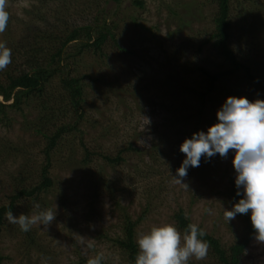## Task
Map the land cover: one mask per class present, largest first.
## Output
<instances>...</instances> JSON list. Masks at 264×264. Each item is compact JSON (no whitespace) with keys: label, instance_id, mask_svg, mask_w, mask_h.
<instances>
[{"label":"rangeland","instance_id":"1","mask_svg":"<svg viewBox=\"0 0 264 264\" xmlns=\"http://www.w3.org/2000/svg\"><path fill=\"white\" fill-rule=\"evenodd\" d=\"M142 1L144 9L134 6L133 0H121L118 5L110 2L108 7L107 16L118 25L115 39L126 52L108 42L102 61L85 55L76 64L77 74L98 80H84L81 120L83 144L97 155L91 157L89 165L81 166L84 157L79 135L61 140L51 157L53 189L46 195L47 202L20 199L12 213L17 217L35 215L33 204L38 203L40 210L52 209L55 217L48 225L37 222L30 226L35 241L31 246L26 237L16 233L17 224L6 217L0 234L2 264H80L82 259L97 254L103 255L105 263L128 264L126 255L114 243L122 236L125 213L133 221L141 218L135 229V242L140 233H147L152 227H176L174 214L179 209L191 224L217 239L223 249L244 236L246 223L241 215L229 222L225 218V210L234 204L229 184L235 178L233 150L227 157H202L200 166L190 167L181 182L174 178L184 158L178 146L192 133L215 123V113L226 98L224 92H215L213 98L217 102L207 104L210 112L199 117L194 99L186 94L188 88H196L200 82L197 68L214 72L221 63L210 45L198 50L213 29L215 6L211 0ZM58 2L33 11V6L40 7L34 0H5L8 21L0 33V42L9 38L20 43L30 27L58 25V21L70 26L88 24L105 0ZM229 19L230 48L239 61L251 67L255 77L264 81V0H230ZM168 78L178 80L181 102L161 91L160 82ZM231 83L234 85L227 87L230 94L237 91V97L254 100L253 89H248L243 81L232 79ZM56 85L54 82L51 88ZM182 114L188 116L189 125L171 127L172 130L166 127ZM35 116L31 112L29 119ZM12 118V127H0V144H5L2 153L7 156L0 164V206L9 204L15 189L9 174L15 175L18 168L26 167L27 172L35 173L34 181L44 159V141L22 128L19 114L12 113ZM129 144L141 152L123 153L124 161L114 166L101 158H113ZM17 147L22 154L14 156L10 152L8 156ZM177 230L182 239L184 234ZM211 255L208 247L205 258H190L188 264H218ZM239 264H264V241L258 240L256 233Z\"/></svg>","mask_w":264,"mask_h":264},{"label":"trees","instance_id":"2","mask_svg":"<svg viewBox=\"0 0 264 264\" xmlns=\"http://www.w3.org/2000/svg\"><path fill=\"white\" fill-rule=\"evenodd\" d=\"M34 1L40 7L33 6V11L35 9L40 11L47 7L49 3L58 2L59 0ZM110 2H115L118 5L121 0H105L104 4L102 3V6H99L100 8L97 10L94 19L88 24L70 26L66 22L58 21V25L30 27L27 30L28 35L20 43H14L9 38H5L3 41L6 47L11 50V56L10 63L0 70V97L2 98V101H0V127H12L14 122L12 113L19 114L22 119V128L24 127L27 132L40 136L44 141V147L41 150L44 159L39 166L34 181L33 176L35 173L27 172L26 167L22 170L18 168L15 175L9 174V178L12 175L10 180L15 189L9 198V204L0 206V234L7 213L9 211L15 212V205L20 199H30L32 202L39 201L42 204L47 202L46 195L53 189V180L50 177L51 157L65 136L79 135L84 157L81 166L89 165L92 160L91 157L97 155L90 152L83 144L81 120L84 117L85 105L84 80L88 79L91 82L98 80H93L86 74H77L79 67L76 64L85 55H91L102 61L106 57L104 51L108 42H111L120 52H126L119 46L115 39L116 36H114V31L118 26L117 23L113 22L111 16H107L109 15ZM211 2L215 6L212 18L213 29L200 44L198 50L210 45V48L221 58V63L215 67L214 72L206 68H197L200 82L196 83V88L190 87L186 90V94L188 93V96L191 95L194 99L195 112L199 117L210 112L207 104L212 106L217 102V99L213 98L215 92H224L226 97L238 93L236 91L230 94L227 91V87L234 85L231 83L232 79L238 82L243 81L248 89L251 87L254 91V100H264V81L255 77L252 74L251 67L239 61L230 48V0H211ZM133 5L139 9H144L142 0H133ZM64 7L68 8L65 2ZM28 12L26 11V13ZM29 14H32V11ZM54 82H57V85L55 88H51ZM200 83L202 84L201 87H199ZM178 84V80H175V78H168L166 81L160 82V89L175 101L181 102L179 100L181 96H179V93L177 94ZM31 112L36 113L34 119H29ZM73 118L76 120L68 123L71 120L73 121ZM187 118L188 116L183 114L175 116L166 127L172 130V128L189 125L190 120L188 121ZM207 121L209 123L210 119ZM196 125L199 127L198 121ZM3 148H5L4 143L0 144V164L4 160L3 157H7L3 156ZM131 151L141 152L139 148L129 144L126 149H121L115 157L102 156L101 158L107 164L114 166L124 161L121 157L123 153ZM10 152L14 156L21 153L19 147L14 150L11 149L8 156ZM229 184L232 200L236 203L241 197L236 195L237 189L233 179L229 180ZM93 194L96 195V190L93 191ZM239 215L246 223L245 234L241 237L242 239L228 249H223L217 239L202 229L205 235L201 239L207 241L212 252L211 256L215 257L218 264H239L246 247L255 234L248 214ZM123 216L122 236L114 239V243L126 255L127 263L135 264V256L138 251L135 242V229L141 218L133 221L126 213ZM174 220L176 221V227L183 234L187 231V225L191 224L181 209L174 214ZM16 226V233L22 238L26 237L30 246L33 245L35 242L34 233L30 234V228L28 231H21L20 227ZM2 260L0 253V264H2ZM87 261L82 259L80 264H87ZM101 264L109 263L102 261Z\"/></svg>","mask_w":264,"mask_h":264},{"label":"clouds","instance_id":"3","mask_svg":"<svg viewBox=\"0 0 264 264\" xmlns=\"http://www.w3.org/2000/svg\"><path fill=\"white\" fill-rule=\"evenodd\" d=\"M8 13L5 0H0V33L5 30ZM11 50L0 42V70L10 63ZM216 122L206 130H198L185 138L178 150L184 154L174 178L186 177L190 167H199L201 158L217 154L227 157L233 150L231 164L235 172L236 195L241 197L230 210H225L228 222L237 214H248L256 237L264 241V100L249 101L240 96H228L215 113ZM148 121V120H147ZM149 123V121H148ZM35 215L7 213L10 223L17 224L21 231L40 222L48 225L53 221L52 209L40 210L33 204ZM205 233L197 224L187 225L183 238L173 224L152 227L147 233H140L136 244L138 251L135 264H188L190 258L199 261L208 252L207 241L201 239ZM102 254L88 259L87 264H101Z\"/></svg>","mask_w":264,"mask_h":264}]
</instances>
